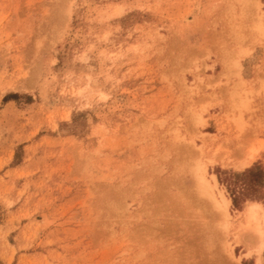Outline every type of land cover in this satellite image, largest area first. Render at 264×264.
<instances>
[{
    "label": "rangeland",
    "instance_id": "rangeland-1",
    "mask_svg": "<svg viewBox=\"0 0 264 264\" xmlns=\"http://www.w3.org/2000/svg\"><path fill=\"white\" fill-rule=\"evenodd\" d=\"M257 165L264 0H0V264H264Z\"/></svg>",
    "mask_w": 264,
    "mask_h": 264
},
{
    "label": "bare ground",
    "instance_id": "bare-ground-1",
    "mask_svg": "<svg viewBox=\"0 0 264 264\" xmlns=\"http://www.w3.org/2000/svg\"><path fill=\"white\" fill-rule=\"evenodd\" d=\"M256 153H257V150H250V153L245 157V159L244 160L241 159L242 161H240L239 164H237L235 166V168L240 170V169L244 168L245 166H248L250 164V162L253 160V158L255 157ZM210 162H213V161H210ZM197 187H199V186H197ZM201 188L205 189L204 185ZM228 203H229L228 200H222L221 204L220 203H216V204H220L222 206V208L225 209L226 206L228 205ZM245 218L248 221H251V223H253V222L256 223L257 228H255V229H257L256 230L257 233L262 236L264 232L260 229V226H261V224L264 225V209L261 207V205L258 203H250L245 210Z\"/></svg>",
    "mask_w": 264,
    "mask_h": 264
},
{
    "label": "trees",
    "instance_id": "trees-1",
    "mask_svg": "<svg viewBox=\"0 0 264 264\" xmlns=\"http://www.w3.org/2000/svg\"><path fill=\"white\" fill-rule=\"evenodd\" d=\"M239 177H242L244 180L247 179L250 183H258L260 185H264V169L257 165L254 167H250L242 172ZM237 199L234 196L233 203H236Z\"/></svg>",
    "mask_w": 264,
    "mask_h": 264
}]
</instances>
